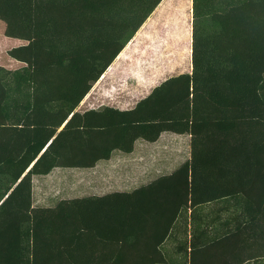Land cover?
<instances>
[{
    "label": "trees",
    "instance_id": "1",
    "mask_svg": "<svg viewBox=\"0 0 264 264\" xmlns=\"http://www.w3.org/2000/svg\"><path fill=\"white\" fill-rule=\"evenodd\" d=\"M161 1L0 0L26 41L0 65V264H264V0H192L191 73L77 110ZM165 131L191 136L173 172L34 206V176Z\"/></svg>",
    "mask_w": 264,
    "mask_h": 264
},
{
    "label": "rangeland",
    "instance_id": "2",
    "mask_svg": "<svg viewBox=\"0 0 264 264\" xmlns=\"http://www.w3.org/2000/svg\"><path fill=\"white\" fill-rule=\"evenodd\" d=\"M192 5V0H162L93 84L77 110L103 106L131 109L164 80L191 73ZM4 32L5 23L0 20V65L19 68L25 63L10 56L9 49L26 41ZM160 136L155 143L138 139L132 152L115 150L111 158L101 159L92 167H56L47 175L34 176V206H52L62 199L117 190L130 191L173 172L190 157L191 136L169 131ZM189 231L188 220V239ZM168 242L166 245L170 246Z\"/></svg>",
    "mask_w": 264,
    "mask_h": 264
},
{
    "label": "crops",
    "instance_id": "3",
    "mask_svg": "<svg viewBox=\"0 0 264 264\" xmlns=\"http://www.w3.org/2000/svg\"><path fill=\"white\" fill-rule=\"evenodd\" d=\"M163 133H165V132H163ZM189 136H190V135H189ZM160 138H161V136H160ZM160 138H159V139H160ZM159 139H158V140H159ZM158 140H157V141H158ZM155 142H156V141H155ZM155 142H154V143H155Z\"/></svg>",
    "mask_w": 264,
    "mask_h": 264
}]
</instances>
